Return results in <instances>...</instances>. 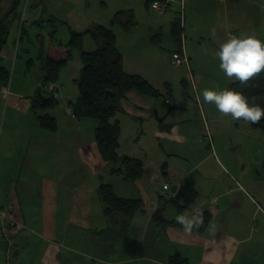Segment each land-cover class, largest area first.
<instances>
[{
    "label": "crops",
    "instance_id": "1",
    "mask_svg": "<svg viewBox=\"0 0 264 264\" xmlns=\"http://www.w3.org/2000/svg\"><path fill=\"white\" fill-rule=\"evenodd\" d=\"M245 1H160L167 3L169 10L175 13L182 3L184 19L181 45L189 58L193 78L194 73L198 74L199 93L205 87L218 88L216 82L204 78L209 71L200 65V61L204 56L211 57L209 54L217 51L219 44L231 35L243 33L248 20ZM138 6L143 7L139 8L140 14L151 18L146 14L148 7L145 6V0H140ZM137 8L134 9L137 11ZM125 10H132V6L125 7ZM175 20L170 22L169 32ZM259 23L264 29V12ZM153 27V24L148 25L145 40H151L150 45L155 46L161 36H152ZM205 42L211 44L213 52L203 48ZM115 43L122 55V47L116 36ZM153 52L145 48V53H141L143 57L135 56L137 61L134 66L123 60V70L141 76L157 89L154 78L164 70L160 64L161 57L153 55ZM13 55L11 44L5 45L0 54V65L8 68L5 63L13 61ZM182 82L184 86L187 85L185 80ZM4 89L9 90V87L0 86V108L3 104L1 100H4L5 114L10 113V122L5 138V120L0 124V208L8 203L13 204V217L17 225L10 230L8 240L0 237V264L24 263L25 256H32V253L38 255L37 264H167L168 257L176 253L186 258L189 264H264V200L255 192L253 185H248L243 178V165L227 169L221 161V155L216 149L211 151V146H208L205 159H213L222 179L212 180L201 193L199 183H194L191 177L196 165L186 168L187 158L175 151L180 152L182 145L198 137L203 127H206L202 106L196 107V120H179L171 123L165 131L156 129L153 123L156 122L153 120V110L156 109L158 113L161 109L156 97L143 96L136 91L125 94L120 101L121 111L115 116L120 137L122 130L129 127V139H135L137 143L139 137H134L139 133V125H146L152 130L153 136L165 140L171 150L165 153L164 167L159 169L158 163L148 158L149 167H145L144 161L136 157L137 153L127 142L125 153L118 155L139 159L144 171L141 178L129 182L121 174L112 173L113 166H108L109 163L101 159L94 141L97 121L81 117L77 130L57 137L55 134L58 133L61 119L57 111L62 110L58 102L54 110L38 113L31 109L30 98L23 97L19 92L9 90L7 98H3ZM165 103L174 106L169 99ZM203 104L204 112L209 117L229 116L219 113L214 105ZM66 107V115H72L67 113ZM180 109L184 111L182 107ZM172 110L167 112L165 119ZM43 114L55 119L54 132L40 127L37 116ZM18 118L22 122V134L14 138L12 134L14 127L19 126ZM45 131L53 133L57 141L53 135L51 138L49 134H44ZM120 137L117 153L121 150L120 143L123 140ZM203 143V140L197 141L198 146ZM174 146L176 148L172 149ZM50 147H55V150L52 151ZM45 148H48V153ZM172 156L175 160H182L183 166L178 167L175 162H171ZM52 161L56 162L53 173ZM152 165L155 166L154 170L150 168ZM85 173L90 176L88 183H84ZM105 176L111 180L102 181ZM101 183L111 185L118 198L138 200V210L129 218L117 212L105 216L97 192ZM165 183H168L169 189L172 185H177L179 189L190 186L198 197L183 212L178 213L174 208L176 212L167 217L164 198H169L163 190ZM160 204H163V222L154 215ZM206 204L209 207L205 229L202 232L193 230L190 234L185 233L176 217L198 215Z\"/></svg>",
    "mask_w": 264,
    "mask_h": 264
},
{
    "label": "rangeland",
    "instance_id": "2",
    "mask_svg": "<svg viewBox=\"0 0 264 264\" xmlns=\"http://www.w3.org/2000/svg\"><path fill=\"white\" fill-rule=\"evenodd\" d=\"M139 2L140 0H22L20 19L24 15L22 20L25 33L19 40V27L13 26L6 43V46L11 44L14 53L13 61L9 64L5 63L10 72L9 90L19 92L23 97L31 99L40 89L43 97L46 99L51 98L43 89L44 86H48L50 83H43L44 75L41 70L42 57L46 56L50 43L66 45L69 42L70 31L83 33L85 30L98 25L112 29L117 42L122 47L123 60L131 66H134L135 61H137L135 56L136 58L143 57L142 54L143 51L145 53V48L154 50L153 55L161 57L160 64L164 72L154 78L155 82L157 81V91L160 94L156 99L161 104L160 111L158 110V113L157 111L156 113L158 118L165 117L170 109V106L165 103L166 99L174 103L173 107L175 109L169 113V117L164 118L162 123L153 122L156 129L160 128L166 131L171 123H177L179 120H196L198 116L196 107L198 104L189 82L188 72L184 67L174 66L172 62V54L176 50L177 44L169 32L170 22L174 18L179 19V14L168 10L165 14L160 15L151 7H148V13L146 14H149L151 18L145 17V14H140L139 8L143 7L138 6ZM244 4L246 6L244 8L248 12V20L245 22L247 27L244 28L243 33L255 34L261 40H264V29L259 23L260 16L264 12V0H246ZM129 6H132V10L136 14L135 27L129 31L123 30L118 25L111 27L110 21L113 15ZM136 7H138L137 11L134 9ZM148 23L154 26L151 30L152 36H156V34L161 36L160 42L155 46L150 45L152 44L151 40H145L148 33ZM211 47L208 42L203 43V48L206 51H210ZM96 48L97 45L92 38L89 35H84L82 51L88 53ZM211 51L213 52V49ZM215 51L209 54L211 57L204 56L201 58L200 65L209 71V74L204 75V78L216 82L218 88L228 87L230 83L236 81L227 78L220 70L219 60L214 58ZM146 55L151 54L147 53ZM149 59H151V56ZM81 68L80 51L74 50L71 60L60 70L58 79L54 83L59 91L58 106L62 108V110L57 111V114L61 117L58 122V133L55 134L57 137L69 135L68 131L77 130L80 127L78 119L73 114L66 115L65 106L67 105L72 109V103L78 95L76 82L79 79ZM194 75V81L197 82L198 97L200 95L199 83L196 80L198 74L194 73ZM183 80L186 81L187 85L184 86ZM1 101L3 104L0 108V124L5 120V133L3 135V138H5L10 122V113L5 114L6 102ZM199 105L202 106L203 120L206 127H203L198 137L188 140L186 144L182 145L180 152L175 150L177 153L184 154L187 158L188 165H186V168L196 165L191 177L194 183H199L201 190L198 189L201 193H204L212 180L222 179L221 172L215 167L213 159H205L206 152L209 151L208 146H211V151L216 149L217 153L221 155V161L227 169H230V166L243 165V178L248 185H253L255 192L257 191L256 193H259L264 200V123L252 124L242 119L233 120L230 115L221 118L209 117L204 112L202 97L199 99ZM181 107L184 111L180 109ZM163 110L165 112L162 113ZM153 120L155 119L153 118ZM18 123L19 126L14 127L15 130L12 134L14 138H19L22 134V128H20L22 122L19 118ZM35 126L38 127L37 124ZM138 131L139 133L134 137L137 139L139 137L136 143L135 139H129L131 128L128 127L122 130V135L119 137L123 140L120 143L121 150L118 154L121 156L125 153V144L128 142V145L132 146V149L134 148L137 153L136 157L144 161L145 167L148 166L149 159L155 164L158 163L157 167L159 169L162 168L165 163L163 160L165 153L171 151L170 146L165 140L156 139L152 134V130L146 125H139ZM44 134L49 133L45 131ZM51 135L53 133L49 134L52 138ZM53 138H55L54 135ZM198 140H203L204 143L198 146ZM175 148L176 146L172 149ZM49 149L54 151L55 147ZM45 150L48 153V148H45ZM222 156L225 159H222ZM173 157H171V162H175V165L182 167L183 161L180 159L175 160ZM55 164L56 162L52 161V173L55 170ZM108 166L113 165L109 164ZM150 168L154 170L155 166L152 165ZM89 178L90 176L85 173L84 183H88ZM106 179L111 180V178L105 176L102 181ZM164 203L166 204L165 216L173 215L176 212L174 207L166 198H164ZM37 261L38 255L32 253V256H25V262L21 264H37Z\"/></svg>",
    "mask_w": 264,
    "mask_h": 264
},
{
    "label": "trees",
    "instance_id": "3",
    "mask_svg": "<svg viewBox=\"0 0 264 264\" xmlns=\"http://www.w3.org/2000/svg\"><path fill=\"white\" fill-rule=\"evenodd\" d=\"M162 0H145V6L150 7L152 3ZM22 0H8L5 9L0 15V54L7 43L11 28L19 27V40L25 33L23 20L20 19ZM120 26L129 31L135 26V16L132 10L119 11L113 15L110 26ZM170 33L177 44V51L181 48L182 30L179 20H175L171 26ZM84 35H89L96 43L97 48L91 52H83ZM80 51L82 68L76 85L80 83L78 95L81 97L82 118L92 119L98 122L94 130V141L101 159L113 165L112 173L121 174L124 180L134 182L142 177L143 165L139 159L120 157L117 153L119 147L120 127L115 120L117 113L121 111L120 101L130 91L148 96L158 97L160 94L154 86L139 75L128 74L123 70V56L116 48L115 35L111 28L94 26L83 33L70 31L69 42L50 43L46 56L42 57L41 70L43 72V83H55L60 70L71 60L72 52ZM10 72L0 65V86L7 87ZM228 87L236 88L248 96L254 103L264 107V72L256 74L245 85L238 81L232 82ZM38 89L30 106L34 112H47L57 106V101L52 98L46 99ZM38 123L44 130L54 132L56 130L55 119L48 114L38 115ZM259 123H264L262 119ZM164 167V166H163ZM181 198L177 201L169 198V202L178 213L183 212L188 206L193 205L197 199L196 191L190 186L180 188ZM98 196L104 207V215L114 212L124 217H131L140 207L138 200H126L118 198L111 185L101 183L98 187ZM200 217L202 225L197 232H202L208 224L207 212ZM157 221V219L155 218ZM167 264H189L188 260L176 253L168 257Z\"/></svg>",
    "mask_w": 264,
    "mask_h": 264
},
{
    "label": "clouds",
    "instance_id": "4",
    "mask_svg": "<svg viewBox=\"0 0 264 264\" xmlns=\"http://www.w3.org/2000/svg\"><path fill=\"white\" fill-rule=\"evenodd\" d=\"M216 57L220 70L227 78L245 85L250 78L264 72V40L255 34L231 35L219 44ZM201 97L204 103L214 105L219 113L230 115L233 120L242 119L256 124L264 119V107L236 88L205 87L200 90L197 99ZM176 220L189 234L203 223L198 215H178Z\"/></svg>",
    "mask_w": 264,
    "mask_h": 264
},
{
    "label": "built area",
    "instance_id": "5",
    "mask_svg": "<svg viewBox=\"0 0 264 264\" xmlns=\"http://www.w3.org/2000/svg\"><path fill=\"white\" fill-rule=\"evenodd\" d=\"M151 8L156 11L158 14H164L165 12H167L169 10V5L167 3H159V2H154L151 4ZM179 14V25L180 28L182 30L183 28V19H184V15H183V6L181 3L180 9L178 11ZM24 15L21 16V18H23ZM182 36V35H181ZM181 42H182V37H181ZM172 62L174 64V66L176 67H184L187 72H188V77H189V82L191 83L192 89H193V93L196 97L197 100V104L199 105V100L197 99V88H196V83L194 81V78L192 76L191 70H190V63H189V58L187 57V55L185 54L183 47L181 45L180 51H177L175 53L172 54ZM44 91H46L50 97L52 99H57L59 97V91L58 88L55 84L50 83V85L48 86H44ZM9 95V90L8 89H4L2 92V96L3 98H7V96ZM200 107V105H199ZM66 111L68 114H72L71 111V107L67 106L66 107ZM163 190L166 192V194L168 195V198H174L175 197V193L171 192L168 186V183H165L163 185ZM14 205L11 203H8L6 206H3L0 208V237L7 239L9 238L10 235V230H12L13 227H15L17 225L14 217H13V213H14Z\"/></svg>",
    "mask_w": 264,
    "mask_h": 264
},
{
    "label": "water",
    "instance_id": "6",
    "mask_svg": "<svg viewBox=\"0 0 264 264\" xmlns=\"http://www.w3.org/2000/svg\"><path fill=\"white\" fill-rule=\"evenodd\" d=\"M8 0H0V15L2 14V12L5 9V4L7 3ZM77 88H80V83L77 84ZM68 103H70V101H68ZM175 109L174 107H170L169 111ZM72 114L73 116H75L77 119H80L83 115L82 112V105H81V97L78 95L75 99V101L72 103ZM153 118L155 119L156 122L158 123H162L164 118H158L156 110H153ZM170 191L175 193V200H179L181 198V191L180 189L177 187V185H172L170 188ZM209 207V204H206V206H203L201 208V213L198 214V216H201L202 214L206 213L207 208ZM162 211H163V204H160V206L155 210V217L159 220V221H164L163 215H162Z\"/></svg>",
    "mask_w": 264,
    "mask_h": 264
}]
</instances>
